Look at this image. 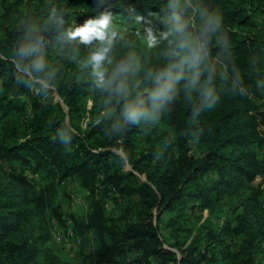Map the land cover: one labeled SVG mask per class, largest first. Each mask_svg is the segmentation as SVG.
Returning a JSON list of instances; mask_svg holds the SVG:
<instances>
[{
  "label": "trees",
  "instance_id": "trees-1",
  "mask_svg": "<svg viewBox=\"0 0 264 264\" xmlns=\"http://www.w3.org/2000/svg\"><path fill=\"white\" fill-rule=\"evenodd\" d=\"M206 8L223 13L224 28L193 68L173 15L195 37ZM101 17L99 38L75 35ZM28 34L39 42L26 64L42 58V71L17 63ZM101 49L109 71L128 64L125 96L98 87L89 57ZM159 73L180 76L171 101L152 118L124 120L126 104L150 105ZM209 80L221 97L211 111L202 106ZM263 144L264 0H0V264H62L46 231L26 233L48 217L64 226L58 186L68 178L89 198L73 230L82 246L93 232L99 264H264V207L252 184Z\"/></svg>",
  "mask_w": 264,
  "mask_h": 264
},
{
  "label": "clouds",
  "instance_id": "clouds-1",
  "mask_svg": "<svg viewBox=\"0 0 264 264\" xmlns=\"http://www.w3.org/2000/svg\"><path fill=\"white\" fill-rule=\"evenodd\" d=\"M178 7V5H177ZM50 15L56 19L57 23H62L56 18L55 10ZM201 16V30L198 36H191L186 34V25L181 20V17L174 13L173 20L175 22V31L178 35L183 37L187 43L184 47H187L190 52V56L187 63L193 68H198L207 58L206 43L208 38L215 33L222 31L224 28L223 13L220 10H208L207 8L200 13ZM103 21V23L101 22ZM107 26V17H101L97 21H86L82 26V29L75 33L78 35L82 42L88 43L93 38H99L98 34L103 32V29ZM25 42L16 52L18 58L17 63L20 64L26 71H42L44 61L42 58L34 60L31 67L26 62L36 54L35 45L39 42V36L33 37L28 34L24 38ZM223 47L229 45L227 33L225 32L221 41ZM89 63L93 68V74L96 78L98 87L108 92L110 95L114 94L116 97L125 96L128 92L127 86V73L129 72V66L127 63H120L112 68L110 71L105 66L106 57L104 50L101 49L96 54L89 57ZM164 74L159 73L155 77L159 81L158 87L150 94V105L146 106L143 101L139 103H128L123 107L121 117L126 121L136 122L143 117L152 118L156 112L163 106V104L171 101L175 92L174 85L180 76L172 77L169 75L167 79H163ZM200 72L196 71L188 81L189 87H195L198 84ZM237 82H240V78H237ZM207 87L203 89V101L202 106L209 111L213 110L220 102L221 97L216 92L214 85L209 80ZM232 91H236V85H233ZM246 89L241 87L238 96H245ZM110 111L107 115H112ZM68 140L61 141V144H67Z\"/></svg>",
  "mask_w": 264,
  "mask_h": 264
},
{
  "label": "rangeland",
  "instance_id": "rangeland-1",
  "mask_svg": "<svg viewBox=\"0 0 264 264\" xmlns=\"http://www.w3.org/2000/svg\"><path fill=\"white\" fill-rule=\"evenodd\" d=\"M58 2H52L51 7H56ZM51 8V9H52ZM50 9V10H51ZM80 12L82 8H79ZM146 42L150 45L154 44L156 41V37L154 35H150V33L145 36ZM211 69L217 73H221V62L217 59H213L210 65ZM55 100L60 101L56 94H54ZM91 105L90 101H87V108ZM88 121V118H85L81 123V128L85 129V123ZM259 156L262 157L264 150L262 152H258ZM128 168V166H126ZM143 179V176L140 177ZM253 186L257 187L261 193L259 195V200L264 207V172L258 174L254 181L252 182ZM58 193L59 198L61 200V208L63 211V218L65 220L64 226L56 222L52 218H47L45 223H33L27 230L26 234H31V236H37L41 230L48 233V240L46 242L47 245L54 248L56 252L57 260L62 264H99L95 258V251L97 249V244L94 239L93 232H88L86 234V244L82 246L81 242L82 239L80 236L76 235L72 227L68 226L67 220H70L74 223L75 219L85 218L89 211V198L87 194L80 189L76 179L68 178L65 179L59 186H58ZM110 206V203H109ZM117 210L114 209V212ZM110 213V211H107ZM206 216V211L203 212L202 217ZM74 217V218H73ZM160 229V236L161 239L165 243L167 242L165 239L167 234L162 225H159ZM80 242L78 243V239ZM78 243V244H77ZM177 256H179V252L176 249H173ZM72 254V255H71ZM261 257V255H258ZM35 264H40V261H36Z\"/></svg>",
  "mask_w": 264,
  "mask_h": 264
},
{
  "label": "built area",
  "instance_id": "built-area-1",
  "mask_svg": "<svg viewBox=\"0 0 264 264\" xmlns=\"http://www.w3.org/2000/svg\"><path fill=\"white\" fill-rule=\"evenodd\" d=\"M263 150H264V144H263V146H262V149L259 150V152H262ZM106 208H107L108 211H110V209H111V207L109 206V204H106ZM66 222H67L68 226L71 225L70 227H72L73 223H72L70 220H67ZM77 239H78V238H77ZM79 242H80V240L78 239V243H79ZM78 243H77V244H78ZM71 255H72V254H71Z\"/></svg>",
  "mask_w": 264,
  "mask_h": 264
}]
</instances>
